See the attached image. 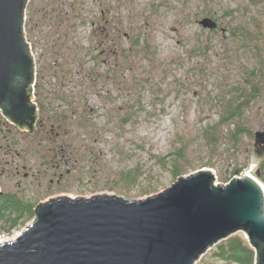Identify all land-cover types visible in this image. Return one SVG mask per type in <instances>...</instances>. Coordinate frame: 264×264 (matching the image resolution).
<instances>
[{
	"label": "rangeland",
	"instance_id": "obj_1",
	"mask_svg": "<svg viewBox=\"0 0 264 264\" xmlns=\"http://www.w3.org/2000/svg\"><path fill=\"white\" fill-rule=\"evenodd\" d=\"M103 8L111 18L109 32L101 22ZM206 17L219 28L205 29L200 21ZM25 35L46 103L68 114L65 128L80 137L62 152H50L48 138L34 141L0 110L5 193L36 207L60 196L139 200L163 192L179 176L208 170L224 185L250 166L264 122V0H29ZM246 99L241 115L230 117V109ZM61 171L68 180L47 192ZM251 171L261 181L257 167ZM34 220H1L0 240L20 235ZM234 238L254 250L240 231L195 264H237L218 254Z\"/></svg>",
	"mask_w": 264,
	"mask_h": 264
},
{
	"label": "water",
	"instance_id": "obj_2",
	"mask_svg": "<svg viewBox=\"0 0 264 264\" xmlns=\"http://www.w3.org/2000/svg\"><path fill=\"white\" fill-rule=\"evenodd\" d=\"M28 2L0 0V110L33 132L37 66L25 35ZM200 24L218 27L210 17ZM255 137L244 172L264 155V131ZM244 172L216 186L213 172L201 170L139 200L52 198L36 207L35 220L17 239L0 244V264H195L240 231L255 250V264H264V188Z\"/></svg>",
	"mask_w": 264,
	"mask_h": 264
},
{
	"label": "flooded vegetation",
	"instance_id": "obj_3",
	"mask_svg": "<svg viewBox=\"0 0 264 264\" xmlns=\"http://www.w3.org/2000/svg\"><path fill=\"white\" fill-rule=\"evenodd\" d=\"M115 10H116V15L114 19L115 25L119 24V27L118 28L116 27V41L118 40L120 41L121 40V27H120V22H119L120 13H117V8H115ZM101 17L103 19V22H102V19H101V22L103 26H105L104 22L106 20V17H108L107 8L102 9ZM107 21L111 23V18L107 19ZM219 25L220 24L218 23V27L214 30H217L219 28ZM42 88H43V84L40 83L36 78L35 89L33 90V96H34L33 101L38 106V112H37V119L35 122V129L33 130V132H31L27 128H20L18 125L13 124V123L12 124L17 128V130H20L32 136L34 141H36L39 137L42 138L45 136L46 138L49 139V141H47V143H49V145L47 146V149L50 152L59 153L65 149V144L69 143L71 138H74L76 136L80 137V135H78L80 133L73 134L70 130L65 128L66 126L64 122L67 121L65 118L68 116V114H66L64 111L62 112L57 111L55 108H53L52 106L53 103H46V95L45 96L43 95V92L41 90ZM51 95L53 96L54 99H58V100L63 99V95H60L59 93L55 91H51ZM260 131H264V122L261 126ZM59 143L60 145H58ZM8 148H9V145L7 146L6 149ZM36 148L41 149L40 146ZM252 152L253 150H251L250 152V155H249L250 158H251ZM257 162H258L257 174L260 176L261 181L264 183V155L260 159H258ZM65 171H69V168H65ZM19 172L20 171H18V173ZM24 175H25L24 177H29L28 172H24ZM65 180H68V177H66V175L62 171L60 173L59 172L54 173L53 177L50 178V184L47 186V192L51 193L50 189H54L58 186L62 187V184L65 182ZM1 191L2 193H4L2 188H1Z\"/></svg>",
	"mask_w": 264,
	"mask_h": 264
},
{
	"label": "trees",
	"instance_id": "obj_4",
	"mask_svg": "<svg viewBox=\"0 0 264 264\" xmlns=\"http://www.w3.org/2000/svg\"><path fill=\"white\" fill-rule=\"evenodd\" d=\"M104 23V29L106 30V32H109L111 23H109L107 19ZM116 27L118 28V25L114 24L115 29ZM134 43L135 45L139 46L141 44V36H137L134 40ZM258 91V88L255 86L253 89L252 96H255V93H257ZM248 101L249 99H246L242 102L237 103L236 106L232 107V109H230L229 111L230 117L240 116L242 112V107L248 104ZM137 105H139L137 107L139 111L143 110V101L141 98L137 101ZM230 117H228V119ZM129 119L130 118L126 117L123 119V122H126ZM242 130L243 127H241L240 125L238 127L237 132H241ZM234 138H238V135L236 133L234 135ZM35 207L36 205H34L32 201H24L23 199H20L19 197L11 193L4 192L0 195V221L5 219L6 221H9L12 225H16L20 218L24 215H28V217L32 215L36 216V212H34ZM12 214H14L13 217ZM218 254L225 259H234V262L237 264L254 263V250L252 248H249V246H247L246 244H243L241 239L238 238L231 239L229 246L220 245Z\"/></svg>",
	"mask_w": 264,
	"mask_h": 264
},
{
	"label": "bare ground",
	"instance_id": "obj_5",
	"mask_svg": "<svg viewBox=\"0 0 264 264\" xmlns=\"http://www.w3.org/2000/svg\"><path fill=\"white\" fill-rule=\"evenodd\" d=\"M248 175H252V176H254L255 178H256V175H254V174H252L253 172L250 170V171H248V172H246ZM257 179V178H256ZM258 180V179H257ZM259 181V180H258ZM260 183H261V185H262V187L264 188V183L262 182V181H259ZM215 183H216V180H215ZM219 185V183H217L216 184V186H218ZM222 185V184H221ZM22 234V233H21ZM20 234V235H21ZM20 235H18V236H15V237H13V238H9V239H7V240H0V244H2V243H6L7 241L9 242V241H12V240H14V239H17Z\"/></svg>",
	"mask_w": 264,
	"mask_h": 264
},
{
	"label": "built area",
	"instance_id": "obj_6",
	"mask_svg": "<svg viewBox=\"0 0 264 264\" xmlns=\"http://www.w3.org/2000/svg\"><path fill=\"white\" fill-rule=\"evenodd\" d=\"M35 84H36V82L33 84V87H34V89H35ZM238 177H240V176H238ZM228 183V182H227ZM264 186V185H263Z\"/></svg>",
	"mask_w": 264,
	"mask_h": 264
}]
</instances>
